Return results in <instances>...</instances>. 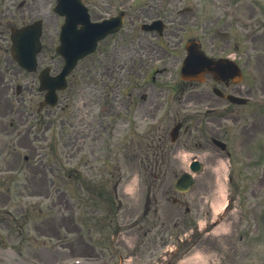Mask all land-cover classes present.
I'll return each instance as SVG.
<instances>
[{"label": "rangeland", "instance_id": "obj_1", "mask_svg": "<svg viewBox=\"0 0 264 264\" xmlns=\"http://www.w3.org/2000/svg\"><path fill=\"white\" fill-rule=\"evenodd\" d=\"M0 67L4 71L8 69L6 64ZM258 69L261 71L264 81V69L261 67ZM20 74L24 76L23 73ZM21 76L20 80L23 78ZM28 77L32 78L31 75H28ZM33 85L35 87L36 84L34 83ZM39 100L40 96L29 95L27 92L21 97V109L25 112L22 123L33 125L32 129L27 132L29 135L24 136L25 138L28 137L29 140L24 141L26 147L22 146L21 148V162H25L24 153L31 156L32 163L35 162L32 156L33 151L39 150L40 152L41 147L46 145L47 141H53L54 139L60 142L58 150L60 156L57 159L56 155H54L52 161L48 158L53 163V173H51L50 167L46 168L48 173H37V175H34L36 173H29L31 181H28V184H32L36 189L43 188L45 184L46 186L47 183L49 184L51 179L54 180L50 191L48 189L44 191L46 194H50L49 198L47 200L45 198L36 199L39 203L38 205L43 207L44 210L47 209L46 211L48 212L51 211V208H47V203L50 204L52 202L55 206L52 209L53 218L41 223L38 218L37 221L40 225L50 228V234L52 233V235L41 237V243L37 244L35 248L32 247L33 250L30 249L27 254H30V258L32 257L35 264H50L56 261H60L58 264H68L69 260L78 259L80 256H85L90 261L83 260L85 262L80 264H119V257H113L116 256V252L114 253L110 250L113 249L114 241L116 240L115 237H112L113 231L105 229L106 231L104 230L98 237L107 246L111 244V247H106V258L103 259L101 253L95 250L83 237L80 223L77 225V222L74 221L75 216L79 217V213H83L79 211L90 212L92 207L96 209L98 207L96 199L89 196L87 191L81 190L80 183L76 178V169L85 171L83 174L96 181V175L98 173L103 175L104 173L101 171L104 168V163L102 159L94 158L95 156L88 160L86 157H80L79 146L81 142L79 141L77 115L75 116L74 125L65 124L61 130H59V124L55 123L52 130L54 135L51 131L45 132L46 130L42 126L45 120L42 117L39 121L35 118L33 119L32 116L29 117L28 113L31 105L37 106ZM234 109L241 113L239 120L235 118L228 123L232 135L229 137L230 149L236 153L235 160H228L225 153L214 147L216 149L213 148V151L205 153L206 166L196 176L197 182L193 189L185 195L175 193L173 190L168 195L158 194V203L151 200L154 203H151L150 207L148 206V214L145 213L144 215L147 210L144 206L146 190L143 182H141V191H138V196L136 195L138 192H136V194H133V199H130L132 207L137 211L139 221L145 218V222L141 221L144 223L143 229L155 223L157 218L175 220L179 219L178 217H188L186 226L181 224L174 232L181 234V237L185 238V232L187 231L189 234L190 226L194 227L197 223L199 228L195 230L192 240L180 243L176 241L175 236L168 239L167 236H164L165 233L151 232L148 237L150 238L149 243L147 244L143 242V239H146V237H142L143 232L141 233L142 236H139L136 235L137 231H134L135 238L130 244L131 247H134V250L130 251L133 255L129 258L130 264H175L179 255H185L194 244H196V251L187 256L186 260L182 261V264H264V161L258 160L255 154V147L264 143V107L262 106V109L257 113H254L251 106H237ZM246 125H248V128H246ZM48 134L51 137H47ZM63 140H69L70 143L64 146ZM185 148H180L178 152L180 153L179 160L172 163L171 169L184 170L187 168L192 152L189 149L185 151ZM98 150L99 148L96 150L97 153H99ZM42 157L46 156L41 154L40 159ZM117 161L128 176L130 174H142L143 172L141 162L131 161L123 154H118ZM67 166L75 167V173H70L69 183L61 173V170ZM151 172L159 174L157 169L151 170ZM145 174L147 178L148 173ZM20 175L24 181L26 178L25 174L20 173ZM130 177L131 175L128 180ZM98 180L104 181L105 179L100 178ZM173 180L174 177L169 175L165 186L172 185ZM65 187H69L67 199L62 194ZM136 196L140 198L138 199ZM172 196L184 197V204L174 205ZM126 198L128 199V196ZM224 199H227L229 204L226 210H223ZM186 207L191 209L189 215H185ZM112 208L110 216L115 215L114 207ZM156 208L161 211L160 217L155 215ZM87 217L88 219L90 218L88 215ZM213 220H216V223ZM172 223L173 221L171 223L167 222L168 225H172ZM170 227H164L167 233ZM154 229L158 231L157 227H154ZM42 234L47 235L45 232H42ZM151 238L163 242L172 241L178 247L176 249L177 252L164 253L165 251L162 249L159 251L155 250L153 253L150 252L151 248L149 245L154 244ZM126 244L128 245L127 241ZM9 246L14 247L11 243H9ZM140 246L143 247L139 249ZM121 249L124 248L121 247ZM47 251L49 256L45 257L44 254ZM33 254L37 255L38 258H35ZM6 255V264H12L15 258L13 250L8 249ZM192 256L194 257L193 259H191Z\"/></svg>", "mask_w": 264, "mask_h": 264}]
</instances>
